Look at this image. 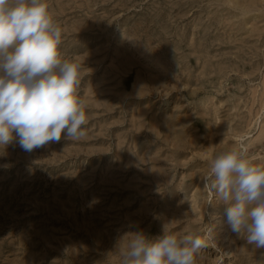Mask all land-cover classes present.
I'll use <instances>...</instances> for the list:
<instances>
[{
  "label": "rangeland",
  "instance_id": "1",
  "mask_svg": "<svg viewBox=\"0 0 264 264\" xmlns=\"http://www.w3.org/2000/svg\"><path fill=\"white\" fill-rule=\"evenodd\" d=\"M46 3L86 135L0 147V264H120L165 225L202 239L195 264H257L202 178L234 147L264 166V0Z\"/></svg>",
  "mask_w": 264,
  "mask_h": 264
},
{
  "label": "clouds",
  "instance_id": "2",
  "mask_svg": "<svg viewBox=\"0 0 264 264\" xmlns=\"http://www.w3.org/2000/svg\"><path fill=\"white\" fill-rule=\"evenodd\" d=\"M62 29L46 0H0V147L17 143L28 153L50 142L86 135V105L77 93L80 68L62 60ZM204 187L227 205L226 225L253 249H264V166L245 146L214 154ZM120 264H195L199 236L126 234ZM257 264H264V253Z\"/></svg>",
  "mask_w": 264,
  "mask_h": 264
},
{
  "label": "bare ground",
  "instance_id": "3",
  "mask_svg": "<svg viewBox=\"0 0 264 264\" xmlns=\"http://www.w3.org/2000/svg\"><path fill=\"white\" fill-rule=\"evenodd\" d=\"M254 4H255V3H254ZM254 4H251L252 7H253ZM244 5H245V3H244ZM242 6H243V5H242ZM242 10L246 11V8L243 7ZM239 11H240V10H239ZM246 12H247V11H246Z\"/></svg>",
  "mask_w": 264,
  "mask_h": 264
}]
</instances>
